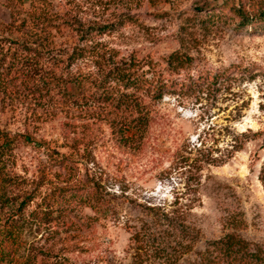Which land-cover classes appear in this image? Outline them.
<instances>
[{
	"label": "rangeland",
	"instance_id": "1",
	"mask_svg": "<svg viewBox=\"0 0 264 264\" xmlns=\"http://www.w3.org/2000/svg\"><path fill=\"white\" fill-rule=\"evenodd\" d=\"M231 1L23 0L90 32L80 39L54 30L39 35L43 46L99 42L152 61L169 86L148 100L152 122L140 146H119L90 106L1 114V124L34 140L16 150V170L31 189H49L60 202L79 180L111 212L91 222L88 207L72 206L64 220L27 225L0 248V264H40L34 255L49 264H195L227 232L264 246V22L240 27ZM6 4L0 0L4 23ZM98 25L107 31L92 33ZM171 54L190 63L169 70ZM62 158L71 163L69 182H61L70 174L56 164Z\"/></svg>",
	"mask_w": 264,
	"mask_h": 264
},
{
	"label": "trees",
	"instance_id": "2",
	"mask_svg": "<svg viewBox=\"0 0 264 264\" xmlns=\"http://www.w3.org/2000/svg\"><path fill=\"white\" fill-rule=\"evenodd\" d=\"M5 1L9 21L0 20V116L24 109V114L29 113L34 118L52 108L90 106L101 114L119 146L133 147L137 143L140 146L152 122L148 100L160 99L169 86L155 63L133 56L120 57L99 42L75 44L65 49L45 47L39 35L68 29L83 39L90 32L70 22L68 17L23 0ZM229 8L240 19V27L264 22V0H249L243 5L240 0H232ZM91 31L101 35L107 27L98 25ZM165 63L169 70H175L189 64L190 60L171 54ZM33 142L27 129L11 131L0 122L2 250L9 241L15 240L22 228L64 220L73 207H88L93 213L87 217L91 222L107 219L111 212L99 199L98 192L79 180V187L66 192L60 202L49 189L43 194L38 185L31 189L26 178L16 170V150ZM56 164L70 173L61 182L72 180L70 160L62 158ZM258 180L264 190V160ZM75 223L80 224L77 219ZM186 253H190L189 247ZM197 255L195 264H264V246L248 242L234 232L207 242L205 250ZM34 259L40 264H49L46 257L34 255ZM54 264L68 263L58 260Z\"/></svg>",
	"mask_w": 264,
	"mask_h": 264
}]
</instances>
